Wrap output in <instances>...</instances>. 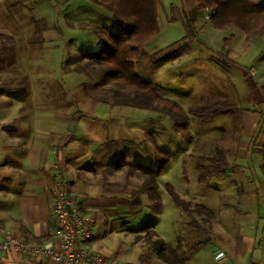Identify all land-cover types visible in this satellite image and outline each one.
I'll list each match as a JSON object with an SVG mask.
<instances>
[{"label": "rangeland", "instance_id": "374dc122", "mask_svg": "<svg viewBox=\"0 0 264 264\" xmlns=\"http://www.w3.org/2000/svg\"><path fill=\"white\" fill-rule=\"evenodd\" d=\"M199 2L160 0V32L142 47L134 66L138 77L182 108L189 138L177 132L172 118L162 111L122 103L132 90L100 86V71L89 56L101 49V34L115 31L117 24L113 13L93 0H0V34L16 41L0 56H14L18 74L28 76L17 97L31 101L40 120L68 117L94 123L95 130L84 126L83 133L98 166L115 168L123 162L157 168L154 141L170 153L158 179L162 211L155 212L150 199L142 198L148 204L142 225L157 230L168 248L181 242L186 253L211 243L205 249L215 252L229 249V241H234L244 251L256 244L262 252L256 264H264V92L247 73L255 66L258 81L264 79V32L248 40L239 32L233 36L215 30L207 19L213 8L199 12L190 32L185 15ZM6 57L0 64L5 80L13 72ZM218 102L234 104L238 110L216 120L190 114ZM58 126L52 124L54 131ZM217 148L227 154L230 168L222 177L202 183L197 167L208 165L206 159ZM134 175L112 171L120 184L142 183L139 173ZM169 187L192 206L211 209L215 219L204 224V217H190L176 205ZM194 221L200 228L192 225ZM143 238L155 241L147 229Z\"/></svg>", "mask_w": 264, "mask_h": 264}, {"label": "crops", "instance_id": "0c3cea01", "mask_svg": "<svg viewBox=\"0 0 264 264\" xmlns=\"http://www.w3.org/2000/svg\"><path fill=\"white\" fill-rule=\"evenodd\" d=\"M5 73L0 69V227L36 246L49 240H55L59 246L55 238L58 222L51 171L58 159L70 193L81 204L82 212L95 219L87 247L113 264H168L157 257L149 239L143 238L146 225H142V218L148 204H143L142 198L148 196L138 193L141 182L135 186L130 182L120 184L114 180L117 177L112 178V165L102 167L95 162V151L83 133L84 126L95 130L94 123L68 117L40 120L32 110L31 101L18 99L20 88L11 84L13 73L6 80ZM252 79L263 93L264 79L259 82L258 75ZM52 124L59 125L58 131H54ZM56 148H60L58 153ZM180 244L173 248L182 247ZM210 245L205 243L203 249L186 253L182 247L177 254L171 253V259L177 264L181 259L183 264H202V261L203 264H256V259L262 258L256 244L243 251L234 241H229V249L215 252L205 249ZM0 264L58 263L0 250Z\"/></svg>", "mask_w": 264, "mask_h": 264}, {"label": "trees", "instance_id": "16d2710c", "mask_svg": "<svg viewBox=\"0 0 264 264\" xmlns=\"http://www.w3.org/2000/svg\"><path fill=\"white\" fill-rule=\"evenodd\" d=\"M93 1L110 10L117 24L115 31L107 29L106 33L103 32L101 34V39L103 40L101 49L89 56V59L93 62L92 64L97 65L100 71V86L116 84L123 89L132 90L133 95L126 98L123 97L122 103L140 109L162 111L172 118L176 131L181 133L184 131V137L189 138L190 134L187 131L188 117L183 113L178 103L165 98L152 84L143 81L134 73V66L143 54L142 47L160 32V0ZM199 1L197 8L190 14L185 15L186 28L190 32L195 27L199 12L207 8H213L212 11L214 13L210 18V22L215 30L230 33L233 36L239 32L248 40H252L264 32V0ZM15 42L13 37L0 34V55L8 54ZM3 57L6 56H0L1 66L5 63L2 60ZM6 58L8 59L9 67L13 68V81L11 80V84L21 89V86L27 82L28 76L22 78L18 74L17 67L13 62L14 56H7ZM19 76L21 77L20 81H16ZM0 81H2L1 76ZM237 110L238 108L234 104L218 102L210 106L192 109L190 114L204 120H216L223 116L234 115ZM154 144L157 151L156 160L159 163L157 168H151L143 163L125 165L123 162H118L115 168H112V171L122 172L128 178L135 176L134 173H139L137 178L142 180V183L138 188V193L147 195L151 201V209L159 213L163 209V204L159 193L158 179L168 167L170 153L161 151L155 141ZM119 159H123V156ZM206 160L208 165L200 164L197 167L202 183L212 178L222 177L230 168L228 156L222 149L217 148L214 156ZM169 191L176 205L190 217L198 214L204 217V224L215 219L211 209L203 205L192 206V204L182 200L173 187H169ZM192 225L195 228H200L196 221ZM144 228L150 231L151 238L157 237L154 242L149 239L157 257L168 264H177L171 259V253L177 254V251L182 247L180 246L177 249L168 248L156 231L151 230L148 225L144 226ZM199 246L197 245L196 247ZM178 256L181 259V256ZM178 264H183L182 259Z\"/></svg>", "mask_w": 264, "mask_h": 264}, {"label": "built area", "instance_id": "2783aa9c", "mask_svg": "<svg viewBox=\"0 0 264 264\" xmlns=\"http://www.w3.org/2000/svg\"><path fill=\"white\" fill-rule=\"evenodd\" d=\"M214 12L211 11L207 19ZM252 77H257L258 68L252 66L248 69ZM60 148H56L58 153ZM52 175L55 181L54 210L57 217L55 240H49L42 245L36 246L16 236L9 230L0 227L2 240L0 250H10L28 254L35 259H49L58 264H113L106 257L94 252L86 246V242L92 236L95 219L91 215L82 212V206L70 193L64 171L58 159L52 165Z\"/></svg>", "mask_w": 264, "mask_h": 264}]
</instances>
